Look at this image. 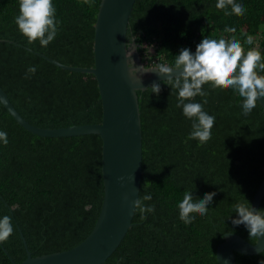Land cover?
<instances>
[{"label": "trees", "instance_id": "obj_1", "mask_svg": "<svg viewBox=\"0 0 264 264\" xmlns=\"http://www.w3.org/2000/svg\"><path fill=\"white\" fill-rule=\"evenodd\" d=\"M101 0H53L60 21L47 47L29 43L14 17L18 0H0V86L20 114L41 127L97 123L102 104L95 76L60 68L38 53L72 66L94 65V24ZM246 11L218 8L215 0H136L126 32L138 43L147 66L172 62L182 47L208 35L236 38L245 51L264 53V0H243ZM231 9V4L227 5ZM236 25L230 31L226 25ZM247 35L254 44L244 43ZM155 45V46H154ZM151 50V51H150ZM30 65L36 73L25 78ZM161 82L159 95L137 91L142 130L139 198L151 193L155 211L142 217L136 207L132 225L102 264H219L215 250L225 232L251 243L243 225L234 226V205L251 203L264 178V111L257 103L242 114L241 97L230 88L205 82V107L215 113L212 136H189L190 121L176 107L175 90ZM196 99H203L198 95ZM0 215L14 231L3 246L15 262L26 258L17 224L35 255L62 251L92 230L103 198L102 140L97 134L43 137L23 128L0 101ZM215 191L206 215L190 223L179 216L178 199ZM258 209H264V197ZM10 210L13 211L11 214ZM264 251L236 253L235 264H259ZM0 264H12L0 246Z\"/></svg>", "mask_w": 264, "mask_h": 264}, {"label": "water", "instance_id": "obj_2", "mask_svg": "<svg viewBox=\"0 0 264 264\" xmlns=\"http://www.w3.org/2000/svg\"><path fill=\"white\" fill-rule=\"evenodd\" d=\"M136 0H101L94 24V65L72 66L38 53L56 66L95 76L102 104V119L97 123L62 127H41L24 118L0 86V101L26 130L43 137L97 134L102 140L101 176L103 198L92 230L71 248L33 256L17 224L26 258L15 262L0 242L12 264H102L116 250L132 225L139 198L142 177V130L137 91L162 81L155 71L143 74L141 80L129 74L126 60L134 66L145 65L138 43L127 42L126 32ZM129 51L131 56L127 57ZM179 70H173L177 75ZM264 111V98H258ZM264 197V178L254 192L251 206L258 209ZM11 214L13 211L10 210ZM264 249V235L254 243L234 232H225L215 250L219 264H235L236 253L252 255ZM226 260V261H225Z\"/></svg>", "mask_w": 264, "mask_h": 264}, {"label": "clouds", "instance_id": "obj_3", "mask_svg": "<svg viewBox=\"0 0 264 264\" xmlns=\"http://www.w3.org/2000/svg\"><path fill=\"white\" fill-rule=\"evenodd\" d=\"M218 8L235 10L240 14L246 11L243 0H215ZM231 4V9L227 5ZM18 14L14 23L19 32L26 37L29 43L39 41L42 47L54 40L59 30L60 21L56 18V8L53 0H18ZM234 31L236 25H226ZM244 43L254 44V38L247 35ZM131 56L129 51L127 57ZM129 74L141 80L144 73L155 71L162 77L171 89L175 90L176 107L181 109L184 118L190 121L189 136L198 137L201 142L207 141L212 136V126L215 123V113L205 107L207 100L206 89L202 87L205 82H211L213 87L223 86L230 88L241 97L243 115H248L259 103L258 98H264V53L259 47H252L245 51L242 43L236 38L225 35H208L195 45V49L182 47L174 55L172 62H161L154 67L144 68L142 65L134 66L131 58L126 60ZM37 67L30 65L25 73V78H30L36 73ZM173 70H179L177 75H172ZM142 89H150L151 94L158 96L161 82L156 81ZM198 95L203 99H196ZM260 104V103H259ZM7 133L0 130V144H7ZM195 188L186 189L177 201L179 216L185 223H190L198 213L204 216L208 206L212 205L215 191H206L202 196L193 197ZM151 193H146L142 200L135 199L134 206L139 208L143 217L145 213L155 211L154 204H145L151 201ZM238 202L234 205L231 218L234 226L243 225L248 237L258 240L264 235V209H254L250 202ZM12 218L5 214L0 215V242L5 241L13 233ZM264 249H259V252ZM226 261V260H225ZM227 264V261H226ZM264 264V259L259 261Z\"/></svg>", "mask_w": 264, "mask_h": 264}, {"label": "rangeland", "instance_id": "obj_4", "mask_svg": "<svg viewBox=\"0 0 264 264\" xmlns=\"http://www.w3.org/2000/svg\"><path fill=\"white\" fill-rule=\"evenodd\" d=\"M155 46V45H154ZM151 51V50H150Z\"/></svg>", "mask_w": 264, "mask_h": 264}, {"label": "built area", "instance_id": "obj_5", "mask_svg": "<svg viewBox=\"0 0 264 264\" xmlns=\"http://www.w3.org/2000/svg\"><path fill=\"white\" fill-rule=\"evenodd\" d=\"M146 63V62H145Z\"/></svg>", "mask_w": 264, "mask_h": 264}]
</instances>
